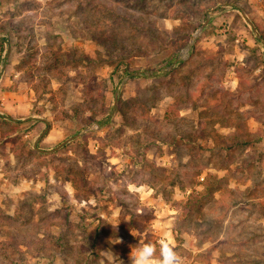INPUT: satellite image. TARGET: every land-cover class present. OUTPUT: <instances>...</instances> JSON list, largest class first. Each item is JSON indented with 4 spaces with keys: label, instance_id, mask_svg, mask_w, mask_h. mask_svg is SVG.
Here are the masks:
<instances>
[{
    "label": "rangeland",
    "instance_id": "rangeland-1",
    "mask_svg": "<svg viewBox=\"0 0 264 264\" xmlns=\"http://www.w3.org/2000/svg\"><path fill=\"white\" fill-rule=\"evenodd\" d=\"M134 1L0 0V264H131L162 237L180 264H264V66L243 47L264 45L249 0H199L176 58L180 22L160 11L178 0ZM236 124L247 149L219 141ZM207 175L216 189L187 210Z\"/></svg>",
    "mask_w": 264,
    "mask_h": 264
},
{
    "label": "trees",
    "instance_id": "trees-1",
    "mask_svg": "<svg viewBox=\"0 0 264 264\" xmlns=\"http://www.w3.org/2000/svg\"><path fill=\"white\" fill-rule=\"evenodd\" d=\"M145 0H135L133 4H139V5H143ZM128 3H130V0H127ZM199 0H178L177 4L174 7L165 9L160 11L161 15H165L166 14L175 20H179L180 22V26H178L177 28L173 29L176 31V35L177 39L180 40L178 45H175L174 48V52L171 54L172 58H176V56L178 55V53L181 51L182 48H184L189 40V38L191 37V35L197 30V28L201 25V22H203V18L204 17H196L192 11L193 7L196 6L199 7ZM223 4H235L234 1H224ZM128 14L127 17H125L126 21H129L131 18H133L132 13H126ZM203 14V13H202ZM194 15V16H193ZM130 18V19H129ZM136 23V20H135ZM255 29H257V33L259 35V43L264 45V35L261 33L260 30H258L257 26L254 25ZM98 38L100 40V42H103V44L101 46L104 47L105 44L109 43L110 45H112L113 48H116L117 50H119V46H118V35L116 34H111L108 32H104L101 31L99 33H96L93 37V39L96 41ZM4 40H1L0 42V60H1V55L5 50L4 47ZM244 49L247 50V52L249 53V56L247 57V61L249 59V57L254 60V68H259L261 66H264V55L263 52L260 50L259 47H247L244 46ZM123 59L119 57L117 63L115 66H119L120 64H124L123 63ZM118 68V67H116ZM124 72H128V68L126 67V65H124L123 69ZM135 71H140V70H135ZM155 71V70H154ZM146 77H150V76H146ZM120 112L123 115V117L126 119V115H125V111H124V104L123 106L120 105ZM165 117L168 119L169 114L165 115ZM95 119L94 118H89L88 121H86L84 124L87 126L90 123H92ZM103 124V123H102ZM15 130H17V128L14 127L11 128L10 132H15ZM10 133L5 134V136L9 135ZM86 135L82 136L81 139L85 140ZM215 139V138H214ZM224 141L219 140L221 143L225 144L227 142H229L230 147H226V149L228 148H232V147H241L243 149H247L250 147V144H252V133L248 131V128L246 127V125L243 124H236V128H235V132L232 136H226L225 138H223ZM224 148V147H223ZM42 155V154H41ZM67 176H68V181H70L72 183L73 188L75 189L76 192H79L82 187V180L81 179H76L73 175H71L69 173V171H67ZM211 178V175H207V177L205 178V192H198L195 190H192L188 196V199L186 201V203L184 204V207L191 211L195 208H199V206L201 205V202L204 198H206L207 196H210V193L212 191H214L216 189L215 187V180L213 178ZM171 180H178V177L174 176ZM173 182H169L170 185L174 184ZM186 210V211H187ZM187 211V212H189ZM140 219H143L142 215L138 216ZM132 221L130 220L128 221L129 225H132ZM134 229L137 230L139 236H137L136 238H140V234H142L143 232V224L140 222H136V224L133 226ZM95 235L93 237V240L90 243L89 248L94 249V243H95V236L97 237L99 234H97V231L95 230ZM2 245V243H0V246ZM80 247H83L82 245ZM3 249L8 250L10 253H18L19 251L17 250V245H15V240L11 239V243L7 244L6 246H4ZM83 251L86 253V249H83ZM84 253V254H85ZM10 259V258H9ZM13 261H10L9 264H12ZM76 263L77 264H88V256L86 255H80L78 259H76Z\"/></svg>",
    "mask_w": 264,
    "mask_h": 264
},
{
    "label": "clouds",
    "instance_id": "clouds-1",
    "mask_svg": "<svg viewBox=\"0 0 264 264\" xmlns=\"http://www.w3.org/2000/svg\"><path fill=\"white\" fill-rule=\"evenodd\" d=\"M159 248L152 243L133 246L129 253L131 264H180V258L171 246L169 239L162 237L158 241ZM115 257L113 261L115 264ZM120 264H123L120 261Z\"/></svg>",
    "mask_w": 264,
    "mask_h": 264
},
{
    "label": "crops",
    "instance_id": "crops-1",
    "mask_svg": "<svg viewBox=\"0 0 264 264\" xmlns=\"http://www.w3.org/2000/svg\"><path fill=\"white\" fill-rule=\"evenodd\" d=\"M261 0H249V8H248V15L247 21L248 23L255 29L254 25L257 26L258 30L264 35V8L258 7V2ZM264 3V0H262ZM257 31V29H255Z\"/></svg>",
    "mask_w": 264,
    "mask_h": 264
},
{
    "label": "water",
    "instance_id": "water-1",
    "mask_svg": "<svg viewBox=\"0 0 264 264\" xmlns=\"http://www.w3.org/2000/svg\"><path fill=\"white\" fill-rule=\"evenodd\" d=\"M207 21H208V19H206V21H205V23H204V24H206V23H207ZM202 28H203V25L200 27V30H201ZM200 30H199V31H197L193 37H196V36L199 34ZM188 46H189V45H188ZM186 49H187V47L185 48V50H186Z\"/></svg>",
    "mask_w": 264,
    "mask_h": 264
},
{
    "label": "built area",
    "instance_id": "built-area-1",
    "mask_svg": "<svg viewBox=\"0 0 264 264\" xmlns=\"http://www.w3.org/2000/svg\"><path fill=\"white\" fill-rule=\"evenodd\" d=\"M259 7L260 8H264V3H263V1L261 0V1H259Z\"/></svg>",
    "mask_w": 264,
    "mask_h": 264
}]
</instances>
